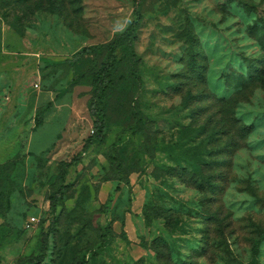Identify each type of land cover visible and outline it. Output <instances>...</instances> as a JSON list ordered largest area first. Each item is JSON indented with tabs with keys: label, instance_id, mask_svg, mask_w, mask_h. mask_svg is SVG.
<instances>
[{
	"label": "rangeland",
	"instance_id": "obj_1",
	"mask_svg": "<svg viewBox=\"0 0 264 264\" xmlns=\"http://www.w3.org/2000/svg\"><path fill=\"white\" fill-rule=\"evenodd\" d=\"M133 3L0 0V264H264V0H140L139 81L117 50L108 132L84 149L105 54L61 62Z\"/></svg>",
	"mask_w": 264,
	"mask_h": 264
},
{
	"label": "trees",
	"instance_id": "obj_2",
	"mask_svg": "<svg viewBox=\"0 0 264 264\" xmlns=\"http://www.w3.org/2000/svg\"><path fill=\"white\" fill-rule=\"evenodd\" d=\"M140 0H134L133 3V16L134 20L123 30V32L117 35L111 42L103 45L84 47L71 56L70 59H66L61 63L64 65L75 66L82 62L85 56L93 53H104V62L95 70L91 77V96L87 104V112L92 121L91 133L87 137L84 149L99 145L105 139L108 132V119L104 101L107 92L113 84V77L116 72L118 61L116 58L117 50L126 51L130 58L131 68L130 75L136 82L139 81V73L137 69L138 59L133 51V43L136 38V32L141 20L139 13ZM49 105L39 111L36 114V125H40L41 116L49 110ZM75 161L65 163L63 165L60 175V185L48 198V210L51 214H54L55 208L61 203L63 196L69 190V185L64 184V179L67 175L68 169L74 164ZM261 241H264V233L258 235V239L253 244V250H257Z\"/></svg>",
	"mask_w": 264,
	"mask_h": 264
},
{
	"label": "built area",
	"instance_id": "obj_3",
	"mask_svg": "<svg viewBox=\"0 0 264 264\" xmlns=\"http://www.w3.org/2000/svg\"><path fill=\"white\" fill-rule=\"evenodd\" d=\"M36 220L34 217H30L26 220V227H31L35 224Z\"/></svg>",
	"mask_w": 264,
	"mask_h": 264
}]
</instances>
